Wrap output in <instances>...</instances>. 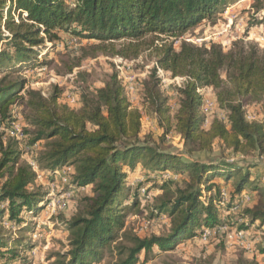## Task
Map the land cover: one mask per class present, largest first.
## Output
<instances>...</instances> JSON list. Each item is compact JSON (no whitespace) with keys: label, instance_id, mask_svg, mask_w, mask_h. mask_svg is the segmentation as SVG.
<instances>
[{"label":"trees","instance_id":"trees-1","mask_svg":"<svg viewBox=\"0 0 264 264\" xmlns=\"http://www.w3.org/2000/svg\"><path fill=\"white\" fill-rule=\"evenodd\" d=\"M235 1L0 0L1 73L31 59L34 65H46L36 57L46 55L45 43L59 42L62 32L95 41L90 45L92 56L102 53L131 60L151 49L156 66L185 78L177 87L178 108L173 117L168 98L160 90L156 66L142 83L151 111L179 135L182 153L167 151L141 137L142 113L131 105L118 71L108 74L102 86L82 94L77 108L59 102L57 86L43 96L38 89L25 88L23 78H0V125L11 122L12 104L17 101L27 109V144L43 142L36 159L41 175L53 182L61 169L69 167L64 175L68 189L91 185L90 195L81 200V212L65 222L68 249L56 255L54 264H98L104 249L116 253L113 264H137L140 256L146 264L153 259L155 248L170 251L205 229L232 230L230 216L223 219L220 215L226 213L224 207L242 203L244 194L254 201L236 210L238 229L248 231L252 224H264V188L251 178L254 165L194 157L197 152H211L216 142L243 155L264 151V53L255 45L224 51L215 43L199 46L184 39L174 46L175 40L202 20L215 23ZM256 1L247 30L257 24L264 27V14L255 16L264 12V5ZM169 37L171 41L161 39ZM78 64L79 60L68 71ZM202 87H212L226 121L215 117L208 127L203 126L198 92ZM254 102L261 104L260 121L246 117L247 105ZM140 170L154 176L167 172L185 175L181 183V177L163 179L162 194L152 206L156 215H168L165 235L140 237L123 228L125 209L121 205L127 181L139 176ZM37 176L32 165L21 160L18 140L0 141V264L18 259L19 249L25 252L35 246L30 238L14 236L1 223L5 217L9 226L18 225L17 231L24 233L23 213L34 218L43 210L48 193L34 187ZM140 187L141 183L130 198L133 207ZM226 187L227 204L223 205L219 196ZM258 251L264 253V237ZM28 260L23 255V261Z\"/></svg>","mask_w":264,"mask_h":264},{"label":"rangeland","instance_id":"rangeland-1","mask_svg":"<svg viewBox=\"0 0 264 264\" xmlns=\"http://www.w3.org/2000/svg\"><path fill=\"white\" fill-rule=\"evenodd\" d=\"M260 1L264 5V0ZM255 4H257L256 0H237L233 2L217 16L215 23L202 20L197 25L189 28L178 40H175L174 46L177 48L180 40L184 39L199 46H209L211 43H215L220 45L224 51L233 50L235 46L246 48L255 45L264 53V27L257 24L249 30L246 28L252 14H254L252 5ZM263 14V11H258L255 16L259 18ZM60 37L61 40L56 43L47 41L44 45V52H47V54L36 57L39 61L47 62L46 65H34V61L31 59L29 62L17 63L14 65V69L8 67L7 72H0V78L4 75L11 79L23 78L26 81L25 88L38 89L45 96L50 94L54 86H57L61 90L59 102L65 103L71 108H77V101L81 100L82 94L87 90L102 86L108 74L113 70L118 71L122 83L126 81L127 76H133L135 83H137V90L128 98L131 105L138 108L142 113L141 137L148 138L150 142L157 143L158 146L167 151L182 153L183 145L179 140V135L172 127L167 129L166 123L160 121L151 111L142 92L143 81L150 74L151 69L156 66L153 50L146 49L138 58L122 59L120 62V57L117 56L112 57L102 53L95 56L90 55V45L95 41L80 40L62 32H60ZM161 39L163 42L172 40L171 37ZM155 43H158V41H155ZM78 60V66L68 71V68ZM119 63L125 64L123 73H120L117 69ZM221 74L222 77L225 76L223 72ZM179 84L182 85V80H179ZM177 87L175 83H170L168 80L160 83V90L168 98L171 117L174 116L178 108ZM204 88L207 89L204 90ZM198 92L200 94L203 92L202 95H206L213 103L208 112L203 114L205 118L203 126L208 127L215 117L226 121V112L218 107L212 87H202V91ZM21 94H23V91ZM68 94L76 97L75 104L66 101V95ZM11 112L12 120L20 129H23V136L17 139L19 140L21 160L37 168L40 176H37L34 187H39L41 191L47 192L48 196L44 201L43 210L36 217L32 218L30 215L23 213V221H25L23 226L27 227L24 233L17 231L18 225H14L15 228L9 226L5 217L2 219L1 224L7 227L14 236L16 234V236H24L26 239L30 238L34 243L35 246L29 251L18 250V259H21V263L54 264L56 255L68 249V232L65 222L81 212V200L84 196L90 195L91 185L68 189V181H65L64 177L59 178L60 175L69 171L66 167L56 174V179L53 182L44 178L45 176L41 175L36 162L43 142L32 146L27 144L29 135L25 133V129L27 130L29 127L24 114L28 111L17 101L12 104ZM246 117L248 120H262L261 104L254 102L247 105ZM9 129V124L0 125V141L5 142L11 138L8 132ZM194 157L197 160L216 161L225 159L245 165L252 164L254 167L251 169V178L258 179L260 187L264 188V151L243 155L226 150L216 142L211 152H197L194 153ZM168 177L178 179L181 177L178 180L181 183L185 175L178 176L175 173L167 172L162 176H154L141 173L140 170L139 176H133L127 181L128 189L124 194L126 199L121 205V208L125 209L123 211L125 215L123 228L127 232L137 234L140 237L160 236L168 233V215L160 213L156 215V209L152 207L157 203V197L162 194L160 189L162 180ZM140 183L143 187H140L137 195L138 203L133 207V201L130 198L136 194L137 186ZM223 189L227 192L229 188ZM50 199L54 201L52 205L48 206ZM253 201L254 198L252 199L248 194H244L242 205L252 204ZM224 210L226 213L220 215V218L224 219V216L228 214L231 218L230 223L233 222L234 225L232 230L228 231L226 227L205 229L202 234L187 238L186 242L177 244L170 251L164 252L155 248L153 259L146 264H264V253L261 254L258 251L264 237V224H252L250 230L244 231L243 238H238L234 232L240 224L239 221L235 220L236 211L230 212L226 208ZM23 255L28 256L29 260L23 261ZM103 256V260L98 264H113L116 259V253L110 252L109 249L103 250ZM18 259L10 263H17ZM141 261L142 256L139 257L137 264H142ZM6 263L8 262L1 264Z\"/></svg>","mask_w":264,"mask_h":264},{"label":"built area","instance_id":"built-area-1","mask_svg":"<svg viewBox=\"0 0 264 264\" xmlns=\"http://www.w3.org/2000/svg\"><path fill=\"white\" fill-rule=\"evenodd\" d=\"M5 12V11H4ZM119 61L121 62L122 61V58H119ZM119 63V65L117 66V69L120 71V73H123L125 71V64H121ZM156 76L159 78L160 80V83H162L163 81L165 80H168L170 83H175L178 87H181L182 85L179 84V80H182V84L184 82V77H179V76H172L171 75V72L169 70H165L161 67H158L156 68ZM120 77V76H119ZM126 81H124L123 85H124V89H125V92H126V96L129 97L130 95L134 94L137 90V83H135V79L133 76H127V78L125 79ZM198 91H202V88L201 89H198ZM203 94V92H202ZM201 94V95H202ZM42 95L45 96V94L42 92ZM66 101L68 103H72V104H75L77 99L74 95H66ZM213 103L209 100V98L206 97V95H202V102H201V106H200V110L202 112V114H205L208 112V109L210 106H212ZM10 125V129L8 130V132L10 133L11 137L15 138L16 140L17 139H20L22 136H23V129H20L13 120H11V122L9 123ZM19 141V140H18ZM33 169L38 173V170L35 166H33ZM67 169H69L70 171V168L67 167ZM68 171V172H69ZM66 174V173H65ZM65 174H62L61 177H64ZM39 173H38V177H39ZM64 180L66 181L67 178L64 177ZM78 188H81V187H78ZM221 198V204L225 205L227 204V192H225L224 189H221V192H220V196ZM53 201L54 200H51L49 201L48 203V206L52 205L53 204ZM242 203H243V200H242ZM241 201L240 202H236L234 204V206L232 207H229V208H226V210L230 211V212H233V211H236L239 209L240 205L242 204ZM225 208V207H224ZM229 213V212H228ZM234 232L236 233L237 237L238 238H243L244 236V231L242 230H239V229H235ZM6 264H13V263H6ZM14 264H17V263H14ZM18 264H23V263H18ZM26 264V263H25ZM29 264H35L34 262L33 263H29Z\"/></svg>","mask_w":264,"mask_h":264},{"label":"crops","instance_id":"crops-1","mask_svg":"<svg viewBox=\"0 0 264 264\" xmlns=\"http://www.w3.org/2000/svg\"><path fill=\"white\" fill-rule=\"evenodd\" d=\"M207 88H204V90H206ZM210 124V123H209ZM227 188V187H226Z\"/></svg>","mask_w":264,"mask_h":264}]
</instances>
